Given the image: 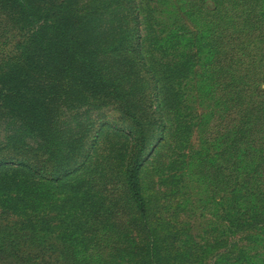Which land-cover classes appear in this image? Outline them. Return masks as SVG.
Listing matches in <instances>:
<instances>
[{"label": "trees", "instance_id": "16d2710c", "mask_svg": "<svg viewBox=\"0 0 264 264\" xmlns=\"http://www.w3.org/2000/svg\"><path fill=\"white\" fill-rule=\"evenodd\" d=\"M183 1L204 28L191 43L205 48L203 82L222 104L218 126L210 141L203 139L192 170L208 193H227L232 223L253 224L264 244V0ZM139 14L137 0H0V38L7 40L0 49V205L24 219L38 248L46 233L63 240L64 264H179L174 235L155 215L141 178L166 119L178 110L177 93L159 71L143 115L132 89L102 61V54L123 52L146 62ZM106 105L134 129L120 188L80 189L75 182L50 189L52 181L86 166L103 123L79 134L60 126L61 116ZM126 233L138 238L127 240ZM46 261L58 264V258Z\"/></svg>", "mask_w": 264, "mask_h": 264}, {"label": "rangeland", "instance_id": "374dc122", "mask_svg": "<svg viewBox=\"0 0 264 264\" xmlns=\"http://www.w3.org/2000/svg\"><path fill=\"white\" fill-rule=\"evenodd\" d=\"M137 1L146 62L142 64L130 53L123 52L102 54V61L117 81L132 89L137 109L143 115L149 112L148 103L155 91L152 82L157 75L160 77L159 71L167 74L170 91L177 93L178 110L172 111L171 117L166 119L168 128L163 139L145 161L141 173L144 192L155 202V215H162L163 221L166 219L174 235L179 264H248L250 259L264 264L263 260L261 262L264 257L262 232L253 224L251 227L232 223L233 210L227 193L223 189L208 193L192 170L203 139L210 141L218 126L222 106L220 94L208 90L203 82L208 69L205 48L191 43V35L193 39L204 29L202 23L188 16L183 0ZM116 10L112 3L109 12H113L114 18L119 15ZM6 41L0 38V49ZM173 65H178L177 69L171 70ZM138 102L139 106L146 105L144 111L138 107ZM100 121L103 123L98 128L86 166L52 181L50 189L57 192L65 187L70 189L68 184L75 182L81 184L80 189H104V185L108 189L120 188L121 165L134 130L129 119L112 105L83 106L66 111L61 116L60 126L69 125L83 134ZM3 130L4 125H1L0 140ZM58 184L59 187L55 186ZM22 220L14 210L0 205V243H4L0 249V264H51L47 263V258H58V264H64L65 242L55 233H46L44 243L38 248L29 237V231L26 235ZM133 233H126L127 240L138 238ZM35 255L43 258H30ZM120 264H126V260H120Z\"/></svg>", "mask_w": 264, "mask_h": 264}]
</instances>
